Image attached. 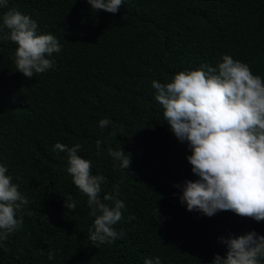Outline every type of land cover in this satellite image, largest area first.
I'll use <instances>...</instances> for the list:
<instances>
[{
    "label": "trees",
    "instance_id": "16d2710c",
    "mask_svg": "<svg viewBox=\"0 0 264 264\" xmlns=\"http://www.w3.org/2000/svg\"><path fill=\"white\" fill-rule=\"evenodd\" d=\"M10 8L35 20L39 34L56 36L61 51L52 69L27 79L16 71V46L0 41V164L29 200L0 264H143L155 257L211 264L226 252L219 238L264 236V221L231 211L208 217L180 203L174 185L196 179L191 152L170 131L151 87L179 71L215 66L225 54L264 79V0H125L115 14L95 12L87 0H9L0 18ZM104 118L112 124L101 129ZM56 143L81 144L78 154L106 178L104 193L119 185L121 239L90 244L87 197ZM120 146L131 154L124 170L107 153ZM69 196L77 208L66 214Z\"/></svg>",
    "mask_w": 264,
    "mask_h": 264
},
{
    "label": "clouds",
    "instance_id": "9594fccd",
    "mask_svg": "<svg viewBox=\"0 0 264 264\" xmlns=\"http://www.w3.org/2000/svg\"><path fill=\"white\" fill-rule=\"evenodd\" d=\"M8 3L0 0V8ZM87 3L95 12L115 14L125 0ZM0 20V41L16 46L13 59L17 72L31 79L55 66L51 57L61 51L56 36L39 34L37 22L15 8L4 12ZM151 87L170 131L191 152L186 160L196 179L174 185L181 189L180 203L187 211L208 217L231 211L242 218L264 221V79L254 75L248 64L225 54L215 66L204 63L195 70L179 71L171 82L153 80ZM111 124L108 118L99 121L101 129ZM111 135L117 134L113 131ZM102 143L96 141L97 155ZM81 149L79 143L54 145V150L67 153L66 171L87 197L89 216L94 218L89 228L90 244L96 248L111 245L123 237L115 226L124 220L126 205L118 198L119 185L113 193L103 192L105 176L92 173V162L78 154ZM107 153L119 161L122 170L129 168L131 154L121 146L118 150L109 147ZM6 173L7 168L0 164V249L4 250V242L22 228L23 209L29 204ZM64 208L67 214L77 203L69 196ZM219 242L226 247L225 255L215 254L211 264H264V236L255 231L235 238L221 237ZM47 258L54 259L55 253L49 250ZM143 264H161V260L147 258Z\"/></svg>",
    "mask_w": 264,
    "mask_h": 264
}]
</instances>
